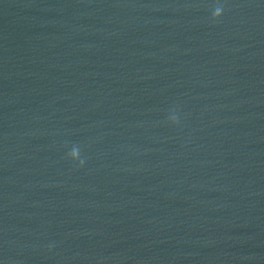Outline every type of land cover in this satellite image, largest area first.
Listing matches in <instances>:
<instances>
[{"label":"water","instance_id":"95a60500","mask_svg":"<svg viewBox=\"0 0 264 264\" xmlns=\"http://www.w3.org/2000/svg\"><path fill=\"white\" fill-rule=\"evenodd\" d=\"M0 264H264V0H0Z\"/></svg>","mask_w":264,"mask_h":264},{"label":"clouds","instance_id":"9594fccd","mask_svg":"<svg viewBox=\"0 0 264 264\" xmlns=\"http://www.w3.org/2000/svg\"><path fill=\"white\" fill-rule=\"evenodd\" d=\"M222 13H223V5L220 4V3H217L214 6L213 10H212V19H213V21L219 20V18L221 17ZM172 121L174 123L176 122V117L175 116L172 117ZM69 155H70V158L72 160L79 159V157H80L79 148L78 147H73V149L71 150Z\"/></svg>","mask_w":264,"mask_h":264}]
</instances>
